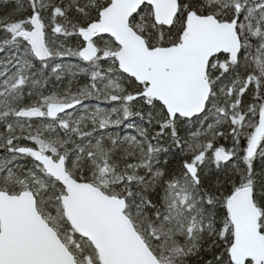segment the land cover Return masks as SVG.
Instances as JSON below:
<instances>
[{"label": "snow or ice", "instance_id": "obj_1", "mask_svg": "<svg viewBox=\"0 0 264 264\" xmlns=\"http://www.w3.org/2000/svg\"><path fill=\"white\" fill-rule=\"evenodd\" d=\"M0 264H264V0H0Z\"/></svg>", "mask_w": 264, "mask_h": 264}]
</instances>
